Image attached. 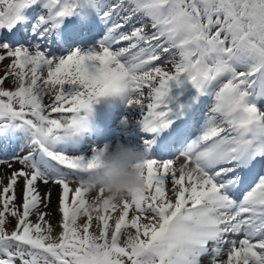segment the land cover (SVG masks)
I'll list each match as a JSON object with an SVG mask.
<instances>
[{
	"label": "snow or ice",
	"instance_id": "snow-or-ice-1",
	"mask_svg": "<svg viewBox=\"0 0 264 264\" xmlns=\"http://www.w3.org/2000/svg\"><path fill=\"white\" fill-rule=\"evenodd\" d=\"M0 70V264H264V0H0ZM117 141L119 203L84 188Z\"/></svg>",
	"mask_w": 264,
	"mask_h": 264
},
{
	"label": "clouds",
	"instance_id": "clouds-1",
	"mask_svg": "<svg viewBox=\"0 0 264 264\" xmlns=\"http://www.w3.org/2000/svg\"><path fill=\"white\" fill-rule=\"evenodd\" d=\"M147 159L146 153L117 141L104 154L99 167L87 178L86 191L103 190L105 197L119 203L132 199L145 190L141 169L136 165Z\"/></svg>",
	"mask_w": 264,
	"mask_h": 264
},
{
	"label": "rangeland",
	"instance_id": "rangeland-1",
	"mask_svg": "<svg viewBox=\"0 0 264 264\" xmlns=\"http://www.w3.org/2000/svg\"><path fill=\"white\" fill-rule=\"evenodd\" d=\"M5 61H6V60H5ZM5 61H4V62H5ZM4 62H3V63H4ZM166 67H170V66H167V65H166ZM2 74H3V73H1V70H0V75H2ZM184 85H185V87H187V86H189V85H191V84L185 81V82H184ZM5 87H11V85H9V84L6 82ZM45 99H46V102H47V97H46ZM179 103H187V101H186V102H181V101H179ZM4 161H5L4 164H0V176L7 177V176H8L13 170L18 169V168L21 167L18 163L13 162V166H12L11 168H9V167H8V164H7V162L9 161V159H6V160H4ZM5 172H6V173H5ZM4 183H7V180H6V179L4 180ZM20 184H21V186H22V184H23V181H22V180H21ZM40 190H41V191L44 190V186H43V185L40 186ZM58 191H59V189H54L53 197H52V204H51V207H52L53 204H54V193H56V192H58ZM18 194H19V189H18ZM52 209H53V210H52ZM50 211H51L52 213H54V215H52V218H51V219H52L51 223L54 224V227H55V230H54L53 235H56L57 233H59V232L61 231V228L59 227V225H58V223H57L58 221H60L61 217H60V215L56 212V207H55V208H54V207L51 208ZM32 219L35 220L36 217L34 216ZM81 222L83 223V220H82ZM94 223H95V222H94ZM6 227H7V230H8L9 232L13 230V226H12V224H8ZM204 264H208V261L205 260V261H204Z\"/></svg>",
	"mask_w": 264,
	"mask_h": 264
},
{
	"label": "bare ground",
	"instance_id": "bare-ground-1",
	"mask_svg": "<svg viewBox=\"0 0 264 264\" xmlns=\"http://www.w3.org/2000/svg\"><path fill=\"white\" fill-rule=\"evenodd\" d=\"M8 63V61L6 60L5 62H4V64H7ZM1 73H2V70H1ZM6 173V172H5ZM44 191V190H43ZM42 191V192H43ZM57 193V192H56ZM56 193H54V204H53V206L51 207V208H55L56 207ZM53 210V209H52ZM52 218V217H51ZM51 221H52V219H51ZM54 225V224H53Z\"/></svg>",
	"mask_w": 264,
	"mask_h": 264
}]
</instances>
